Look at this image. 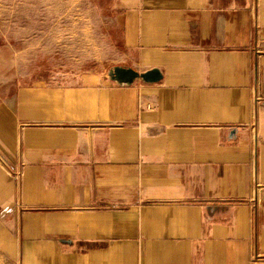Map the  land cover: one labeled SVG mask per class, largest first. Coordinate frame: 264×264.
I'll return each mask as SVG.
<instances>
[{"label":"crops","instance_id":"crops-1","mask_svg":"<svg viewBox=\"0 0 264 264\" xmlns=\"http://www.w3.org/2000/svg\"><path fill=\"white\" fill-rule=\"evenodd\" d=\"M109 2L158 81L0 49V264H264V0Z\"/></svg>","mask_w":264,"mask_h":264},{"label":"rangeland","instance_id":"rangeland-1","mask_svg":"<svg viewBox=\"0 0 264 264\" xmlns=\"http://www.w3.org/2000/svg\"><path fill=\"white\" fill-rule=\"evenodd\" d=\"M120 38L109 0H0L2 56L25 83L110 78L124 61Z\"/></svg>","mask_w":264,"mask_h":264},{"label":"water","instance_id":"water-1","mask_svg":"<svg viewBox=\"0 0 264 264\" xmlns=\"http://www.w3.org/2000/svg\"><path fill=\"white\" fill-rule=\"evenodd\" d=\"M109 77L119 83H130L135 78H141L146 82H151L158 81L161 78V72L157 68H152L139 73L130 67L115 66L110 72Z\"/></svg>","mask_w":264,"mask_h":264}]
</instances>
